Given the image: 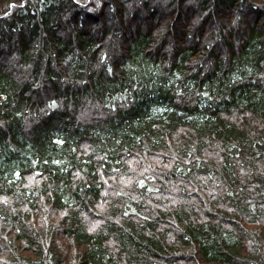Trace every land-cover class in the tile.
<instances>
[{
	"label": "trees",
	"instance_id": "16d2710c",
	"mask_svg": "<svg viewBox=\"0 0 264 264\" xmlns=\"http://www.w3.org/2000/svg\"><path fill=\"white\" fill-rule=\"evenodd\" d=\"M0 264H264V0H0Z\"/></svg>",
	"mask_w": 264,
	"mask_h": 264
}]
</instances>
